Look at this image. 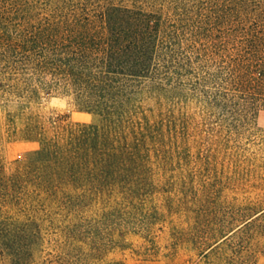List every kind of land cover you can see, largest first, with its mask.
Here are the masks:
<instances>
[{
  "label": "trees",
  "instance_id": "16d2710c",
  "mask_svg": "<svg viewBox=\"0 0 264 264\" xmlns=\"http://www.w3.org/2000/svg\"><path fill=\"white\" fill-rule=\"evenodd\" d=\"M54 89L101 121L26 116L22 136L39 148L10 168L0 155V264H39L46 241L58 240L40 202L66 185L98 190L117 161L140 153L131 104L140 91L188 90L205 107L245 116L264 107V0H0V101L36 102ZM13 122L7 113L8 131ZM259 228L264 209L218 223L200 256L254 264ZM59 234L83 231L74 223Z\"/></svg>",
  "mask_w": 264,
  "mask_h": 264
},
{
  "label": "rangeland",
  "instance_id": "374dc122",
  "mask_svg": "<svg viewBox=\"0 0 264 264\" xmlns=\"http://www.w3.org/2000/svg\"><path fill=\"white\" fill-rule=\"evenodd\" d=\"M131 104L144 130L140 153L117 161L111 180L98 190L80 195L66 185L58 200L40 202L58 227L49 239L58 240H47L35 263L208 264L200 254L212 228L239 224L264 209V107L245 116L205 107L188 90L150 89ZM31 111L65 115L71 123L101 121L59 89L36 102L1 100L6 168L39 148L22 136ZM7 113L15 130L8 131ZM74 223L82 236L59 234ZM253 235L261 244L254 264H264V232Z\"/></svg>",
  "mask_w": 264,
  "mask_h": 264
},
{
  "label": "crops",
  "instance_id": "0c3cea01",
  "mask_svg": "<svg viewBox=\"0 0 264 264\" xmlns=\"http://www.w3.org/2000/svg\"><path fill=\"white\" fill-rule=\"evenodd\" d=\"M150 264H158V263H150Z\"/></svg>",
  "mask_w": 264,
  "mask_h": 264
}]
</instances>
